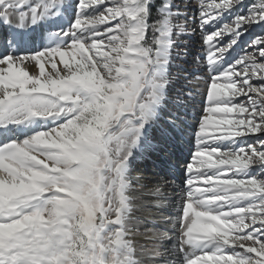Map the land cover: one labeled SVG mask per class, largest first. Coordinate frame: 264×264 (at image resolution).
I'll use <instances>...</instances> for the list:
<instances>
[{"label":"snow or ice","instance_id":"6c2138e0","mask_svg":"<svg viewBox=\"0 0 264 264\" xmlns=\"http://www.w3.org/2000/svg\"><path fill=\"white\" fill-rule=\"evenodd\" d=\"M0 26V264H264V0H0ZM189 128L168 197L143 174Z\"/></svg>","mask_w":264,"mask_h":264},{"label":"bare ground","instance_id":"6f19581e","mask_svg":"<svg viewBox=\"0 0 264 264\" xmlns=\"http://www.w3.org/2000/svg\"><path fill=\"white\" fill-rule=\"evenodd\" d=\"M0 34L2 32V34H7V30L4 29L2 26H0ZM191 31V28L188 29ZM189 31V32H190ZM192 40L194 41V48L193 49H189L191 52V55H195L198 51H200V44L202 43L201 39H200V34H199V30H197L196 36L192 38ZM193 58V56H192ZM192 58L189 57V60L191 61ZM35 68V64L34 62H31L30 64H28L26 66V70L27 68ZM58 67H62V65H58ZM186 67H188L189 69H195L196 65L193 63H189L186 65ZM46 70H52L50 67V64H46L45 66ZM31 71V70H30ZM197 75H203L202 73H198ZM195 82L193 83V87H195ZM205 87V85L200 84L199 88L201 90H203ZM200 110H201V97L199 95H196L195 99L191 102L190 108H189V114L187 117L188 120V124L195 126L196 121L198 119V117L200 116ZM188 133L189 135L185 136L183 139H181L180 141L176 142L173 147H172V153L170 155V158L167 160V158H162V163L168 161V164L172 167H174V173H171L172 177H167L166 179L169 180L170 182H172L174 184V186L176 187L177 191L179 190V186H180V180L183 179V170H182V165H185V163L188 161L189 159V153L190 151L193 150L192 148V143H194V141H190V134H191V128L188 129ZM178 163L177 166H174V164ZM184 163V164H182ZM161 168V167H160ZM163 168H168L167 166H163L161 169ZM173 169V168H172ZM161 171V170H160ZM133 175L136 176V172H133ZM158 175L162 176L161 173L153 171L151 174L149 173H145V176H153L155 178H160ZM174 175V176H173ZM176 177H178L179 179H176ZM153 181L154 180H150V181H144V183H147L149 185V187H153ZM153 192H154V188ZM165 189V188H164ZM163 189V190H164ZM168 189H172L171 187ZM147 191V190H145ZM173 191V189L171 190ZM165 195H167V190L164 191ZM178 193V192H177ZM176 192H174L172 195L170 192V196H175L177 195ZM154 203H164V201H159V200H154ZM172 211L174 212L175 209L173 208ZM137 215H143V213H137ZM151 219L154 220L155 223L160 225L161 229H165L167 227H170L171 225L168 224H164L163 220L165 219L164 215H161L159 213L154 214L153 217H151ZM153 227V225H152ZM145 242L143 238H141V243Z\"/></svg>","mask_w":264,"mask_h":264},{"label":"rangeland","instance_id":"374dc122","mask_svg":"<svg viewBox=\"0 0 264 264\" xmlns=\"http://www.w3.org/2000/svg\"><path fill=\"white\" fill-rule=\"evenodd\" d=\"M246 2H248V0H246ZM257 2H258V0H257ZM190 29V28H189ZM1 31V30H0ZM188 31H190V30H188ZM261 32V29L259 28V27H254L251 31H250V33L249 34H246L244 37H243V40L241 41V43H240V47L241 48H244L245 47V42H247L249 39H250V37L253 35V34H259ZM4 39L5 38H3V36L0 34V50H3V48H4ZM189 43H190V49H193L194 48V41L191 39L190 41H189ZM193 57L195 56V55H192ZM192 56H189L190 58H192ZM27 70L30 72V74H39V69H38V66H35V68H27ZM31 70V71H30ZM46 70V69H45ZM49 71H52V70H46V72H49ZM180 141V140H179ZM170 158V156H167V160ZM165 164H168V161H166V162H164V165ZM182 164H184V163H182ZM178 165V163H176L174 166H177ZM180 167H182V166H180ZM149 173V172H148ZM152 173V171L150 172V174ZM136 174L137 175H139L140 173H138V172H136ZM143 175H145V173L143 174ZM159 177H160V175H158ZM151 177H153V176H151ZM153 187H151V188H154L155 189V187L156 186H158L157 185V183H156V180H154L153 181ZM171 190V189H170ZM178 191H176V193H177ZM174 193V191H171V194L170 195H172ZM170 195H168V197H171ZM177 195H178V193H177ZM148 227L149 228H151L152 227V225L151 224H149L148 225ZM141 231H144V228L142 227L141 228ZM158 231L159 232H163L164 231V229H161L160 227L158 228Z\"/></svg>","mask_w":264,"mask_h":264}]
</instances>
